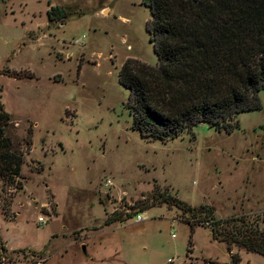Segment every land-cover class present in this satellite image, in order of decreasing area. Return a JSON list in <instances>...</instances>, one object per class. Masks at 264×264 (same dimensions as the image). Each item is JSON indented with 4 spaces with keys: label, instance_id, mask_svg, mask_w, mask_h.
I'll return each instance as SVG.
<instances>
[{
    "label": "rangeland",
    "instance_id": "1",
    "mask_svg": "<svg viewBox=\"0 0 264 264\" xmlns=\"http://www.w3.org/2000/svg\"><path fill=\"white\" fill-rule=\"evenodd\" d=\"M138 2L0 0V105L22 158L21 188L0 182V264H229V254L264 264L226 253L162 199L215 219L264 211V89L226 133L197 123L165 141L140 137L115 80L125 58L154 63ZM52 6L62 17L48 22Z\"/></svg>",
    "mask_w": 264,
    "mask_h": 264
},
{
    "label": "trees",
    "instance_id": "2",
    "mask_svg": "<svg viewBox=\"0 0 264 264\" xmlns=\"http://www.w3.org/2000/svg\"><path fill=\"white\" fill-rule=\"evenodd\" d=\"M138 3L147 10L143 30L154 63L125 58L116 70V83L126 91L123 106L130 116V129L158 141L171 139L197 123L226 133L236 125V114L258 109L256 92L264 89V0ZM44 14L48 22L62 17L54 6ZM9 122L0 105V182L20 189L15 179L22 158L5 135ZM28 136L27 130L25 148ZM162 199L204 224L210 239L222 243L226 253L235 246L264 257V211L252 218L215 219L206 206L193 212L175 198ZM197 213L204 215L198 218ZM120 220L104 218L102 225ZM186 225L190 230L192 224ZM188 239L184 251L189 249ZM228 259L229 264L238 262L235 254Z\"/></svg>",
    "mask_w": 264,
    "mask_h": 264
},
{
    "label": "crops",
    "instance_id": "3",
    "mask_svg": "<svg viewBox=\"0 0 264 264\" xmlns=\"http://www.w3.org/2000/svg\"><path fill=\"white\" fill-rule=\"evenodd\" d=\"M103 220V219H102ZM102 226H105V225H102ZM49 238H51V236H49ZM24 250H29V251H32V252H41L42 253V256H41V260H43L44 262H46V260H47V253L46 252H44V250L42 249V250H32V249H24ZM88 259V261H90L91 260V258H87ZM42 261V262H43Z\"/></svg>",
    "mask_w": 264,
    "mask_h": 264
},
{
    "label": "built area",
    "instance_id": "4",
    "mask_svg": "<svg viewBox=\"0 0 264 264\" xmlns=\"http://www.w3.org/2000/svg\"><path fill=\"white\" fill-rule=\"evenodd\" d=\"M133 220H134V222H138V221L140 220L139 215H138V214H135V215L133 216ZM35 221H36L38 224H42V223L44 222V220H43L42 218H40V217H37V218L35 219Z\"/></svg>",
    "mask_w": 264,
    "mask_h": 264
}]
</instances>
